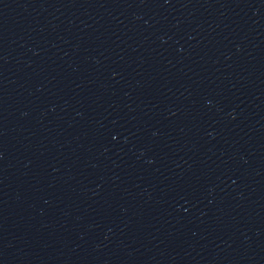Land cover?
<instances>
[{"label": "water", "instance_id": "water-1", "mask_svg": "<svg viewBox=\"0 0 264 264\" xmlns=\"http://www.w3.org/2000/svg\"><path fill=\"white\" fill-rule=\"evenodd\" d=\"M0 264H264V0H0Z\"/></svg>", "mask_w": 264, "mask_h": 264}]
</instances>
